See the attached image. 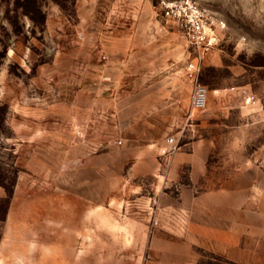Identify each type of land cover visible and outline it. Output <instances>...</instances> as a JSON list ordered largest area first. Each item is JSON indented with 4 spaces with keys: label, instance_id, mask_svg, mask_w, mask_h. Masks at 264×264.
<instances>
[{
    "label": "rangeland",
    "instance_id": "374dc122",
    "mask_svg": "<svg viewBox=\"0 0 264 264\" xmlns=\"http://www.w3.org/2000/svg\"><path fill=\"white\" fill-rule=\"evenodd\" d=\"M159 1L0 0V264H264V0H201V109Z\"/></svg>",
    "mask_w": 264,
    "mask_h": 264
},
{
    "label": "built area",
    "instance_id": "2783aa9c",
    "mask_svg": "<svg viewBox=\"0 0 264 264\" xmlns=\"http://www.w3.org/2000/svg\"><path fill=\"white\" fill-rule=\"evenodd\" d=\"M159 7L163 19L174 27L191 48L193 56L187 62L188 74L194 81L190 98L192 106L201 109L208 100V87L200 80L203 61L220 43L227 22L201 0H160ZM166 141L168 145L161 147V153L172 154L178 148V140L175 135H170ZM157 222L155 219L154 223Z\"/></svg>",
    "mask_w": 264,
    "mask_h": 264
},
{
    "label": "crops",
    "instance_id": "0c3cea01",
    "mask_svg": "<svg viewBox=\"0 0 264 264\" xmlns=\"http://www.w3.org/2000/svg\"><path fill=\"white\" fill-rule=\"evenodd\" d=\"M186 232L188 235H192L189 230ZM195 243L197 242L190 237H187L186 239H161L159 242L161 245L159 248V254L161 256L152 258L151 260L143 261L142 264H178L193 262L197 259V255L193 250ZM210 243L213 244L212 241H210Z\"/></svg>",
    "mask_w": 264,
    "mask_h": 264
}]
</instances>
